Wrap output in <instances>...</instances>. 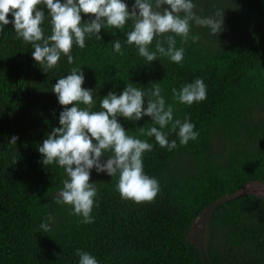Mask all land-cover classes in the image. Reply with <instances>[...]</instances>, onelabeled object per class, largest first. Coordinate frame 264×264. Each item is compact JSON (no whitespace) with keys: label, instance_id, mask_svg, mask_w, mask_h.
Wrapping results in <instances>:
<instances>
[{"label":"trees","instance_id":"obj_1","mask_svg":"<svg viewBox=\"0 0 264 264\" xmlns=\"http://www.w3.org/2000/svg\"><path fill=\"white\" fill-rule=\"evenodd\" d=\"M123 2L131 11L135 0ZM192 2L201 18L219 19L216 14L222 11V30L213 35L190 21L186 42L174 33L155 37L149 51L156 50L158 40L167 49V37H174L176 48L184 49L179 64L159 53L149 63L139 56L137 47L126 43L129 20L123 29L102 27L101 39L86 34L84 48L72 47V64L62 54L57 66L44 72L32 57L31 44L17 38L12 23L3 26L0 264H79L77 250L98 264H264V193L248 189L264 187V0ZM38 10L45 14L41 28L46 38L51 35L48 9L39 5ZM7 18L13 19L11 13ZM91 19L81 13L82 24ZM193 36L199 38L193 41ZM116 41L123 55L113 50ZM80 67L82 87L93 90L92 111H101L104 96L119 95L128 84L145 92L146 108L157 84L166 107L173 108V120H187L198 133L181 145L167 125L161 131L169 142L176 141L169 150L141 134V128H159L151 117L132 121L117 116L127 135L153 145L142 155L143 170L160 190L151 202L137 204L116 191L118 174L92 168L89 182L97 190L92 223H82L71 205L55 203L67 176L55 163L44 165L38 151L60 126V112L73 106H61L52 86ZM196 79L204 82L206 99L187 105L174 98L173 89L178 93ZM13 136L15 144L9 143ZM42 223L49 226L46 233Z\"/></svg>","mask_w":264,"mask_h":264},{"label":"clouds","instance_id":"obj_2","mask_svg":"<svg viewBox=\"0 0 264 264\" xmlns=\"http://www.w3.org/2000/svg\"><path fill=\"white\" fill-rule=\"evenodd\" d=\"M39 5H46L50 17L51 35L46 38L41 28L45 14L38 10ZM162 5L167 7L162 8ZM194 8L192 0H154V4L152 0H135L131 11L123 0H64L63 3L61 0H0V31L4 25L12 23L17 38L31 44L33 59L44 72H48L57 66L62 54L72 64V47L75 44L84 48L86 34H95L101 39L98 33L105 25L123 29L131 20L132 30L126 33V43L134 44L139 56L149 63L157 59L159 53L179 64L183 60L184 49L176 48L173 36L167 37V49L159 40L155 51H149L148 46L155 37L165 33H174L186 42L190 21L210 28L213 35L222 30V11L216 14L219 19L201 18L196 16ZM9 13L13 17L11 21L7 18ZM81 13L91 14L94 19L82 24ZM180 13H184L183 17ZM198 38L192 37L193 41ZM113 50L123 55L119 41L114 43ZM83 83L84 75L80 67L72 69L52 86L51 90L61 106H73L64 107L60 112V126L52 129L38 151L43 156L44 165L55 163L64 169L67 176L55 203L71 205L72 214L83 217L82 223H92L93 198L97 194L96 187L89 182L92 168L111 177L118 174L116 191L122 199L137 204L151 202L160 190L158 181L143 170L142 155L151 151L153 145L127 135L117 116L132 121L142 116L151 117L159 128L153 126L147 132L141 128V134L154 137L160 147L169 150L176 147V141L169 142L167 133L161 131L167 125L171 124L169 131L176 132L181 145L195 140L198 133L193 131L194 125L187 120L183 123L173 120V108L171 105L166 107L157 84L150 91V97L154 99H148L146 108L143 107L145 92L128 84L119 95L109 92L104 96L100 101L101 111H92L93 90L83 88ZM173 94L180 103L191 105L206 99V86L201 79H196L183 86L178 93L173 89ZM17 139L13 136L9 143L15 144ZM106 153L110 154L102 162L101 157ZM40 227L45 233L49 229L44 223ZM76 254L79 264H98L87 252L77 250Z\"/></svg>","mask_w":264,"mask_h":264},{"label":"rangeland","instance_id":"obj_3","mask_svg":"<svg viewBox=\"0 0 264 264\" xmlns=\"http://www.w3.org/2000/svg\"><path fill=\"white\" fill-rule=\"evenodd\" d=\"M248 189H251V190H253V191H258V192H260V193H264V187L253 186V187H249ZM200 226H201V225H199L198 227H194V226H193V231H194L195 229H198V230H199ZM193 231H192V233H191V237H192V239H193L195 242H198V239H197V237L194 236Z\"/></svg>","mask_w":264,"mask_h":264}]
</instances>
